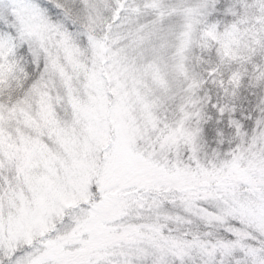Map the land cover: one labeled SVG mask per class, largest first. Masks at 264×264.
Segmentation results:
<instances>
[{"label": "snow or ice", "instance_id": "6c2138e0", "mask_svg": "<svg viewBox=\"0 0 264 264\" xmlns=\"http://www.w3.org/2000/svg\"><path fill=\"white\" fill-rule=\"evenodd\" d=\"M0 264H264V0H0Z\"/></svg>", "mask_w": 264, "mask_h": 264}]
</instances>
